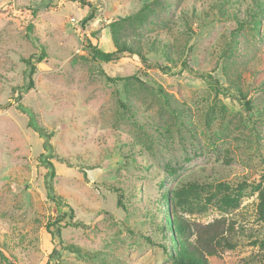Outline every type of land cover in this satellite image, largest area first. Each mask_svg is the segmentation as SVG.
<instances>
[{"label":"rangeland","instance_id":"obj_1","mask_svg":"<svg viewBox=\"0 0 264 264\" xmlns=\"http://www.w3.org/2000/svg\"><path fill=\"white\" fill-rule=\"evenodd\" d=\"M253 2L0 0V264H179L174 219L219 217L235 246L208 263L264 264V0ZM92 45L149 64L103 61ZM41 48L29 85L25 59ZM41 154L84 224L61 228L57 258L46 226L67 207L47 198Z\"/></svg>","mask_w":264,"mask_h":264},{"label":"trees","instance_id":"obj_2","mask_svg":"<svg viewBox=\"0 0 264 264\" xmlns=\"http://www.w3.org/2000/svg\"><path fill=\"white\" fill-rule=\"evenodd\" d=\"M227 2H232V0H226ZM253 5L257 6L259 9L261 8L260 0H254ZM250 11L254 9L251 5L248 8ZM248 10V13L250 11ZM27 21H26V31L27 33H31L33 30V24L31 22V18L35 14V10L32 8H28ZM92 17V12L88 15L87 19ZM126 19V18H122ZM127 19H130L128 17ZM83 23V22H82ZM81 28H83V24H81ZM93 56L99 58L103 61H110L118 59L123 55L124 52L126 53H133L136 54L140 61L144 65H148L147 58L137 50H133L127 46L118 47L112 51H104L99 49L97 46L92 45L91 47ZM45 57V51L41 48L37 55L32 54L28 58L25 59L26 65L28 67V77H29V85H32V74L35 70V63L41 61ZM184 64L187 66L188 63L184 61ZM162 70L167 69L168 67H160ZM210 77V81L215 86L216 91L220 90L219 82L216 78ZM107 79L111 80L110 77ZM245 106L250 108V102L245 101ZM24 111L29 110L22 105L19 106ZM28 124L33 127L35 131L42 137H44L43 146L45 149L50 150L52 148L50 143V134L45 133V131L38 125L34 124L31 118L28 121ZM43 156L42 163L46 166L47 171L44 177V184L46 188V195L47 198L56 203L57 205H64L67 207V210L64 211L59 217H57L54 221L47 224L46 228L48 233L50 234L51 239L53 240V246L49 253L50 258H57L59 256L60 250L63 248L62 238H61V228L66 225H76V226H84L79 220H74L73 216V209L70 205L66 204L59 195L54 193V189L52 186V178L55 175L53 163ZM257 211L260 218L262 217L264 221V194H261L259 197V202L257 204ZM174 228L179 232L178 239L175 243V254L176 260L179 264H209L208 263V256H213L219 254L221 251L225 249H230L235 246V243L232 238V225L227 221L224 217L215 218L212 221L202 223L191 221L188 222L187 220H179L174 219ZM161 230L164 231L163 227ZM264 243V241H263ZM164 252L168 255H171V251L167 248L168 245L166 243H160Z\"/></svg>","mask_w":264,"mask_h":264}]
</instances>
